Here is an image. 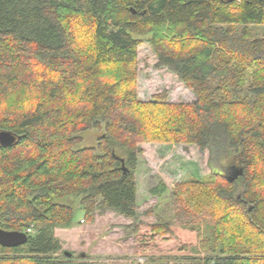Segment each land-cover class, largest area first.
Segmentation results:
<instances>
[{"label": "trees", "instance_id": "16d2710c", "mask_svg": "<svg viewBox=\"0 0 264 264\" xmlns=\"http://www.w3.org/2000/svg\"><path fill=\"white\" fill-rule=\"evenodd\" d=\"M143 42L192 103L138 99ZM92 129L103 130L97 144L81 146ZM3 130L18 138L0 145V228L32 232L0 246V264H112L56 255L54 229L73 222L58 202L68 195L83 222L133 218L135 252L202 244L208 256L191 264H264V0H0ZM143 141L208 150L209 176L191 181L198 207L136 223ZM168 189L161 181L149 193Z\"/></svg>", "mask_w": 264, "mask_h": 264}, {"label": "rangeland", "instance_id": "374dc122", "mask_svg": "<svg viewBox=\"0 0 264 264\" xmlns=\"http://www.w3.org/2000/svg\"><path fill=\"white\" fill-rule=\"evenodd\" d=\"M261 35V33H258ZM156 55L148 42L137 47L136 92L141 101L153 100V96L164 94L169 103H192L195 97L190 89L179 81L177 76L166 68H156ZM102 129L84 130L79 135L81 146L96 145ZM141 153L135 168L137 183V220L144 224L177 219L181 210H189L196 199L203 198L199 188L191 181L205 180L210 174L207 149L196 144H178L163 142H139ZM164 182L167 194L158 198L149 193V189ZM203 190V189H202ZM58 202L70 206L74 211L73 222L69 227L55 228L54 236L59 240L60 251L70 252V257L80 260H98L112 264H133L138 257H144V264H191L194 257L205 258L207 251L202 244L194 249L172 253L152 252L151 249L135 252V241L131 225L133 218H126L113 211L95 216L92 222H81L84 211L79 197L68 195ZM151 210L149 215L145 211ZM174 219V220H175ZM174 223V222H173ZM206 232L201 227V236ZM22 252L9 253L17 255ZM170 254V255H166Z\"/></svg>", "mask_w": 264, "mask_h": 264}, {"label": "water", "instance_id": "95a60500", "mask_svg": "<svg viewBox=\"0 0 264 264\" xmlns=\"http://www.w3.org/2000/svg\"><path fill=\"white\" fill-rule=\"evenodd\" d=\"M18 137L9 131H0V145L9 146L16 142ZM27 234L25 232L10 231L0 228V246L11 248L24 245L27 242ZM64 255L70 257V252L63 251Z\"/></svg>", "mask_w": 264, "mask_h": 264}, {"label": "built area", "instance_id": "2783aa9c", "mask_svg": "<svg viewBox=\"0 0 264 264\" xmlns=\"http://www.w3.org/2000/svg\"><path fill=\"white\" fill-rule=\"evenodd\" d=\"M32 232V227H28L25 229V233H30ZM145 263V258L144 257H138L135 259V262H133V264H144Z\"/></svg>", "mask_w": 264, "mask_h": 264}, {"label": "bare ground", "instance_id": "6f19581e", "mask_svg": "<svg viewBox=\"0 0 264 264\" xmlns=\"http://www.w3.org/2000/svg\"><path fill=\"white\" fill-rule=\"evenodd\" d=\"M82 130V129H81ZM83 132V131H82Z\"/></svg>", "mask_w": 264, "mask_h": 264}]
</instances>
